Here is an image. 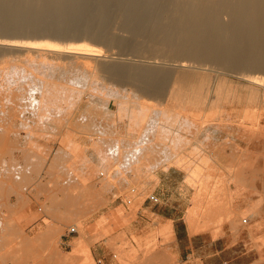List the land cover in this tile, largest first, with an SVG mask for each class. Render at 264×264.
I'll return each instance as SVG.
<instances>
[{"label":"rangeland","instance_id":"374dc122","mask_svg":"<svg viewBox=\"0 0 264 264\" xmlns=\"http://www.w3.org/2000/svg\"><path fill=\"white\" fill-rule=\"evenodd\" d=\"M79 1L0 0V264H264V66L181 38L204 8L226 41L244 33L237 13L258 15L239 12L243 0ZM41 13L42 32L2 34ZM42 40L57 50L39 53ZM72 47L98 55L85 67ZM169 169L184 181L179 197L164 188L165 211L180 209L185 230L202 193L199 231L188 228L220 239L189 261L173 230L142 218Z\"/></svg>","mask_w":264,"mask_h":264},{"label":"bare ground","instance_id":"6f19581e","mask_svg":"<svg viewBox=\"0 0 264 264\" xmlns=\"http://www.w3.org/2000/svg\"><path fill=\"white\" fill-rule=\"evenodd\" d=\"M26 1V0H25ZM79 1V0H78ZM84 1H86V0H84ZM196 1V0H195ZM73 2V1H72ZM190 2V1H189ZM204 2H205V0H204ZM208 2V1H207ZM210 2V1H209ZM232 2V1H231ZM238 2V1H237ZM242 2V6L240 7V9L241 10H239V12L241 11H243V10H245V11H248V12H250V11H252L253 13H255L256 15H258V17L256 18V21H253V20H255V19H246L245 17H240L239 16V14L240 13H237L238 15H237V17H239V18H234V19H236L237 21H238V23H242L243 25V30H244V33H242L241 32V35L239 36V37H237V39L236 38H234V39H232V40H229V41H226L225 40V38L222 36V35H219L220 33L219 32H217V30H215L214 28H212V30H208V28L206 29V27H209V25H211L210 23H214L215 22V20H216V18L218 19V16H216V11H215V9L214 8H211L210 10H208V9H206V8H204L203 10H200L199 12H197V14L195 15L196 16V21L194 20V21H192V22H194L193 23V25H191L192 26V28H191V26H190V28H191V31H185V32H183V34H182V39L184 40V42L185 43H191V44H198L199 42H198V37H200V39L202 40V42H200V43H202V45L201 44H198L199 46H196V45H194V46H196L197 48H195V50L197 51V52H199V53H203L205 50H209V51H212V52H216L217 54H219L221 57H224V59L225 58H227V59H229V58H231V59H234L236 62L237 61H240L241 62V64H242V62H244V63H249V64H252L253 63V65H254V67H257V66H261V67H263L264 66V44H262V45H260L259 43H254L255 42V40H253V38L255 37V38H257V37H261V36H263L264 35V0H243V1H241ZM10 3V2H9ZM14 3V2H13ZM81 3V4H80ZM89 3H90V1H89ZM89 3H87V4H89ZM194 3V2H193ZM229 3V2H228ZM78 4H80V6L81 5H83L84 6V3L83 2H81V0L77 3V5ZM86 4V3H85ZM86 4V5H87ZM127 4V3H126ZM191 4V3H190ZM197 4V3H196ZM212 4V3H211ZM236 4V3H235ZM29 5V4H28ZM69 5V4H68ZM85 5V6H86ZM203 5V4H202ZM34 6V5H33ZM38 6V5H37ZM37 6H36V8H37ZM45 6V5H44ZM56 6V5H55ZM84 6V7H85ZM149 6V5H148ZM199 6V5H198ZM210 6V5H209ZM223 6V5H222ZM229 6V5H228ZM15 7V6H14ZM25 7V6H24ZM77 7V6H76ZM196 7V6H195ZM211 7H212V5H211ZM7 8H9V7H7ZM22 9H23V7H21ZM20 8V9H21ZM30 8V7H29ZM34 7H32L31 8V10L33 9ZM40 8V7H39ZM43 8H45V7H43ZM191 8V7H190ZM193 8V7H192ZM246 8V9H245ZM22 9L21 10H19V9H17L16 7L14 8V11H13V18H15V19H18V17L20 16V12L22 13ZM25 9H28V8H26L25 7ZM201 9H202V7H201ZM30 10V9H29ZM29 10H27L28 12H30ZM35 10L36 9H34V14H37V11L35 12ZM39 10V9H38ZM173 10V9H172ZM171 10V11H172ZM196 10H198L197 8H196ZM195 10V11H196ZM229 10H230V8H229ZM33 11V10H32ZM44 11V10H43ZM59 12H60V10H58ZM57 11V12H58ZM73 11V10H72ZM222 11H223V8H222ZM194 11H193V9H192V13H193ZM244 12V11H243ZM32 12L30 13V15L32 16V14H33ZM39 13V12H38ZM44 13H45V11H44ZM173 13V12H172ZM189 13V12H188ZM12 14V13H11ZM48 14V13H47ZM52 14V13H51ZM72 14V13H71ZM75 14V13H74ZM77 14V13H76ZM218 14V13H217ZM68 15V14H67ZM236 15V14H235ZM35 16V15H34ZM50 16V15H49ZM81 16V15H80ZM220 16V15H219ZM243 16V15H242ZM71 17V16H70ZM75 17V16H74ZM12 18V17H11ZM45 18H46V15H44V14H42L41 13V15H39L38 14V16L36 17V18H34V21H32V23H28L27 22V24H25L26 26L24 27V25L23 26H20L21 24L19 23V24H17V27H14V28H12V27H10L6 22H4V24L5 25H7V29H12L13 31L12 32H10V31H8L4 26H3V31L4 32H2V34L4 33V34H13V33H15V34H22L21 36H24V38H28L31 34H32V32H34L35 30H37V29H40V31L42 32L44 29H43V27L41 26V25H43V23L45 22L44 20H45ZM104 18H105V20H107L106 19V17L104 16ZM190 18V17H189ZM194 18V17H193ZM30 19H33V18H30ZM57 19V18H56ZM94 19H95V17H94ZM100 19V18H99ZM98 19V20H99ZM103 19V17H101V20ZM172 19V18H171ZM192 19V18H191ZM36 20V21H35ZM62 20V19H61ZM30 21V22H31ZM65 21V20H64ZM94 21H96V20H94ZM93 21V19H92V22H94ZM172 21H173V19H172ZM175 21V20H174ZM179 21V20H178ZM181 21V20H180ZM236 21V22H237ZM241 21V22H240ZM36 24H35V23ZM91 22V21H90ZM89 22V23H90ZM186 22V21H185ZM190 22V21H189ZM106 23V22H105ZM179 23V22H178ZM3 24V25H4ZM91 24V23H90ZM174 24H176V22H174ZM218 24V23H217ZM233 23H231V25H232ZM237 24V23H236ZM0 25H2V24H0ZM96 25V24H95ZM91 26H92V24H91ZM107 26V25H106ZM171 26V25H170ZM172 26H173V24H172ZM186 26V25H185ZM229 26V25H228ZM0 27H2V26H0ZM24 27V28H23ZM41 27V28H40ZM175 27H176V25H175ZM188 27V26H187ZM5 28V29H4ZM172 28V27H171ZM223 28V27H222ZM241 28V27H240ZM247 28V32H246V29ZM0 29H2V28H0ZM176 29V28H175ZM179 29V28H178ZM183 29H185L186 30V28H183ZM204 29H206L205 31H204ZM217 29V28H216ZM225 29V28H224ZM22 30H24L25 31V33L22 31ZM34 30V31H33ZM88 30V29H87ZM171 30V29H170ZM177 30V29H176ZM228 30V29H227ZM2 31V30H1ZM19 31H22L21 33L19 32ZM210 31V32H209ZM176 32V31H175ZM221 32H222V30H221ZM40 33V32H39ZM169 33H170V31H169ZM173 33V32H172ZM172 33H171V35H172ZM229 33H230V31H229ZM41 34V33H40ZM225 34V33H224ZM245 34V35H244ZM171 35H170V37H171ZM218 35L219 36H221V37H218ZM42 36H44V35H42ZM86 36V35H85ZM175 36H177V37H180V34H179V31H177L176 32V34H174V37ZM226 36V35H225ZM228 36V35H227ZM203 37V38H202ZM42 38V37H41ZM254 38V39H255ZM109 39V38H108ZM174 39H176V38H174ZM199 39V40H200ZM260 39V38H259ZM172 40V39H171ZM170 40V41H171ZM246 40H248V41H246ZM253 40V41H252ZM174 41V40H173ZM180 41V40H179ZM198 42V43H195V42ZM253 42V44H252V48H251V46L248 48L249 50H247L246 52H243L241 49H243V46L245 47L246 45H244L246 42ZM257 41V40H256ZM259 41V40H258ZM257 41V42H258ZM177 43V40H175L174 41V43ZM170 43H172V42H170ZM174 43H172L173 45H174ZM35 44V46L33 47L36 51H38L39 53H42V54H48V53H50V52H53V51H56L57 50V48H56V46H53V45H51V44H47V43H44L43 42V40L42 41H36L35 43H33V45ZM177 45V44H176ZM182 45H183V42H182ZM248 45V44H247ZM188 46V45H187ZM173 47H175V46H172V48ZM263 47V48H262ZM170 48V47H169ZM206 48V49H205ZM174 49V48H173ZM168 50V49H167ZM166 50V51H167ZM180 50V49H179ZM192 50H194V49H192ZM170 52H172V50H170ZM67 53L68 54H70L71 56H73V57H76V59H78V60H80V59H83L82 60V62H80L79 61V63L80 64H82V66L84 65L85 67L87 66V63H86V61H85V56H90V55H98L97 54V51L96 50H93V49H89V48H81V47H72V48H70V50H68L67 51ZM51 54V53H50ZM78 63V62H77ZM239 63V62H238ZM263 65V66H262ZM239 67V66H238ZM258 69V68H257ZM263 69H264V67H263ZM73 76H71L70 78H72ZM76 77V76H75ZM78 77V76H77ZM76 77V78H77ZM69 78V79H70ZM74 79V78H73ZM78 79V78H77ZM77 79H75V80H77ZM79 79H80V77H79ZM78 79V80H79ZM82 79V78H81ZM80 79V80H81ZM187 84V83H186ZM35 85V87H34V90H36V89H39L40 90V88H42V90L44 89V87L43 86H45L46 87V85H41V87L40 88H37L36 86H39V84H34ZM192 85V84H191ZM48 87H51V85L50 86H48ZM42 90H40V91H42ZM45 90V89H44ZM45 92V91H44ZM42 93V92H41ZM52 94V93H51ZM57 94V93H56ZM62 94V93H61ZM43 95H44V93L42 94V97H43ZM50 95V94H49ZM53 95V94H52ZM44 98V97H43ZM48 98V97H47ZM58 100V99H57ZM53 102V101H52ZM51 104V103H50ZM40 106H41V104H40ZM44 109V108H43ZM49 109H51V108H49ZM41 117V116H40ZM261 122V121H260ZM258 126V125H257ZM261 127V126H260ZM186 164V163H185ZM264 164V163H263ZM193 177L196 179V177L193 175ZM192 177V178H193ZM196 185V184H195ZM198 185V184H197ZM201 185H205V183H201ZM197 187V186H196ZM202 188V187H201ZM199 189H200V187H199ZM207 189V188H206ZM205 190V189H204ZM141 191V190H140ZM200 191V190H199ZM205 192V191H204ZM206 192H207V190H206ZM201 194L202 193H200L199 195H198V197L195 199V206H194V209L193 210H191L190 212H189V214H188V217H187V223H188V226H189V228H190V230H191V232H197V231H199V228H200V225H199V222L201 221H199V218L201 217L200 216V214H201V212H200V209H201V207H202V201H201ZM140 195V194H139ZM209 195V194H208ZM213 197V196H212ZM203 199V198H202ZM206 199H208V198H206ZM210 202V201H209ZM205 204V203H204ZM210 204V203H209ZM208 205V204H207ZM205 206V205H204ZM211 207V206H210ZM204 212H206V211H204ZM203 213V212H202ZM203 215V214H202ZM258 225V224H257ZM73 228V227H72ZM48 230H50L49 229V227H48V229H47V231ZM78 230V229H77ZM51 231V230H50ZM165 232L166 233H170V232H172V229H171V227H167L166 229H165ZM262 263V262H261Z\"/></svg>","mask_w":264,"mask_h":264},{"label":"crops","instance_id":"0c3cea01","mask_svg":"<svg viewBox=\"0 0 264 264\" xmlns=\"http://www.w3.org/2000/svg\"><path fill=\"white\" fill-rule=\"evenodd\" d=\"M180 175L181 173H179L178 171H173L172 169L158 174L157 178L159 179L160 183L155 188L154 195L156 194L157 197L159 196L160 207L156 209L154 208V205H145L144 209L146 213H142V218L147 223L158 222L159 225L163 227L164 231L167 227H171L176 238V241L173 243L176 246L175 250L178 252L182 261H189L191 257H194L198 252L208 249V246H212L218 243L220 239H217L215 241H209L208 239H205V235L191 234L188 226L185 230L181 228V224L184 223V219L178 216L180 209L171 206V208L176 210L173 214L167 213L165 211L167 206H169L170 198L166 197V192L164 188L168 187L169 189H171L172 197H174V195H177L178 197L181 196L180 188L184 180L180 178ZM175 176L177 178H175ZM163 206H165V208L161 210ZM187 212H189V210ZM200 237L203 238V243L199 242ZM227 250V247H215L214 251L216 253L212 256H221V254L225 253Z\"/></svg>","mask_w":264,"mask_h":264},{"label":"built area","instance_id":"2783aa9c","mask_svg":"<svg viewBox=\"0 0 264 264\" xmlns=\"http://www.w3.org/2000/svg\"><path fill=\"white\" fill-rule=\"evenodd\" d=\"M124 168L126 169L127 167H124ZM101 176H103V174ZM135 191L136 190H134V189L131 190L132 193H135ZM149 200L151 202L155 203V204H159L160 203L159 197H157L154 194L149 197ZM131 203H132V200L131 199L127 200V204H131ZM244 223H248V220H244ZM69 234H78V230L76 228H71L70 231H69Z\"/></svg>","mask_w":264,"mask_h":264},{"label":"water","instance_id":"95a60500","mask_svg":"<svg viewBox=\"0 0 264 264\" xmlns=\"http://www.w3.org/2000/svg\"><path fill=\"white\" fill-rule=\"evenodd\" d=\"M18 39H21V37H18Z\"/></svg>","mask_w":264,"mask_h":264}]
</instances>
